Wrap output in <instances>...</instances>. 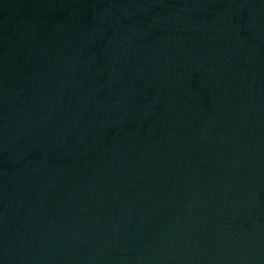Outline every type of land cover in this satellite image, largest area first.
I'll return each mask as SVG.
<instances>
[{"label": "water", "instance_id": "water-1", "mask_svg": "<svg viewBox=\"0 0 264 264\" xmlns=\"http://www.w3.org/2000/svg\"><path fill=\"white\" fill-rule=\"evenodd\" d=\"M0 264H264V0H0Z\"/></svg>", "mask_w": 264, "mask_h": 264}]
</instances>
